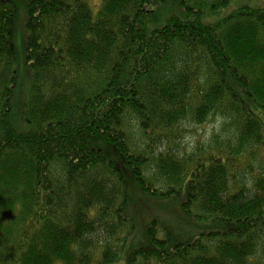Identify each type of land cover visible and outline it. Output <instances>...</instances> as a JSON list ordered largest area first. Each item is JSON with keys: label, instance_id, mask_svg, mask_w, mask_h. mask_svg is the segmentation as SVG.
Returning a JSON list of instances; mask_svg holds the SVG:
<instances>
[{"label": "trees", "instance_id": "1", "mask_svg": "<svg viewBox=\"0 0 264 264\" xmlns=\"http://www.w3.org/2000/svg\"><path fill=\"white\" fill-rule=\"evenodd\" d=\"M22 1L20 104L0 0V264H264V8ZM216 117L225 140L180 148Z\"/></svg>", "mask_w": 264, "mask_h": 264}, {"label": "rangeland", "instance_id": "2", "mask_svg": "<svg viewBox=\"0 0 264 264\" xmlns=\"http://www.w3.org/2000/svg\"><path fill=\"white\" fill-rule=\"evenodd\" d=\"M103 0H91V8L93 11L94 16H96L101 9V4ZM19 2V17L17 18V26H16V33L14 36V44L17 49V57L20 63V85L21 87L19 88L18 93V98H19V103H23V99L25 97L27 87H28V82L25 79L26 74L24 77L23 71H22V63L25 58V24L27 21V16L25 15V9L23 8V1L22 0H17ZM172 4V8H164L162 9V12H160V17L162 19H166L168 15L174 14L177 15L179 14L180 8L177 4ZM243 6H247L250 8H264V0H237L232 2L231 6L226 9L222 10L221 12L217 14L211 15L206 21L209 23H217L220 22L222 19L225 17L229 16L232 14L234 11H236L238 8ZM170 10V11H169ZM179 10V11H178ZM164 22V20H163ZM155 25L149 24V28L154 27ZM21 107V106H20ZM225 123L226 121L222 119L221 117H216L209 122L205 123L204 125L201 126H196V125H188L185 124V129L186 132L184 133L183 137L181 138V149L186 150L188 153L196 150L200 145L205 146L209 144V142L214 138V136L218 135L220 136V140H225L230 134L229 132L224 131L225 128ZM249 163V162H247ZM246 163V164H247ZM258 160L254 162L253 164L251 163L250 166L252 168L257 169L258 168Z\"/></svg>", "mask_w": 264, "mask_h": 264}]
</instances>
